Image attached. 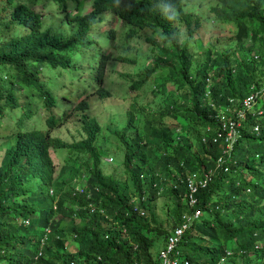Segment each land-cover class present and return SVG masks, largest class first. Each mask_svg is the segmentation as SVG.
I'll list each match as a JSON object with an SVG mask.
<instances>
[{
	"label": "trees",
	"instance_id": "obj_1",
	"mask_svg": "<svg viewBox=\"0 0 264 264\" xmlns=\"http://www.w3.org/2000/svg\"><path fill=\"white\" fill-rule=\"evenodd\" d=\"M24 1L41 0H6L3 10L13 9L0 14V128L6 113L26 109L0 162V264H159L152 253L156 239L166 244L196 211L201 215L177 249L180 264H264V97L239 116L243 100L264 81V0H207L197 10L185 0H52L72 25L67 37L44 31V16ZM70 3L76 16L67 14ZM107 12L130 41L151 31L146 39L157 46L155 59L131 88L140 90L156 74L162 81L153 93L164 97L159 107L131 104L126 124L109 130L121 145L125 180L105 172L102 126L87 113V101L68 106L81 78L101 98L111 96L104 88L106 57L89 56L92 42L85 41ZM203 22L225 24L234 34L226 44H204L200 53ZM115 38L111 29L107 39ZM65 70L73 74L61 104L50 83ZM26 89L50 111L47 130L28 127L39 107L24 96ZM58 107L60 115L53 113ZM75 112L82 113L85 137L73 143L53 137ZM223 116L240 125L229 149ZM52 149L77 157L58 171ZM79 158L85 163L76 167ZM194 174L211 180L198 188L192 206L187 181ZM81 178L85 191L73 194L71 184ZM161 198L166 220L157 214ZM70 241L74 252L67 251Z\"/></svg>",
	"mask_w": 264,
	"mask_h": 264
},
{
	"label": "rangeland",
	"instance_id": "obj_2",
	"mask_svg": "<svg viewBox=\"0 0 264 264\" xmlns=\"http://www.w3.org/2000/svg\"><path fill=\"white\" fill-rule=\"evenodd\" d=\"M189 1V5L191 8L196 9L200 4H204L210 1L207 0H185V2ZM28 4V2L24 1ZM212 2V0H211ZM30 4V3H29ZM28 4V5H29ZM6 6V0H0V14L3 11L2 16H9L12 9L3 10V7ZM30 6L39 13L44 14V25L43 30H51L60 35H66L71 31V28L68 25H61L60 22V11L58 6L52 0H41L35 3H31ZM91 11V5L86 6L85 12ZM59 13V14H58ZM68 13H78L75 11V6L73 3H70V7L68 9ZM75 16V15H74ZM109 14H106L104 19H108ZM67 21V18H64ZM212 22H203L201 27L198 29L197 37L203 42L199 44L197 50L200 53H203L206 49L204 44L208 42L212 43H227L229 37H231L234 33L233 30L222 23H217V27L213 26ZM110 29L109 25L96 27L92 30L91 34L87 37V40H94L98 37V33H104ZM23 33V29L20 31ZM120 37L114 43V47L110 48L108 45H101L96 42L94 46L91 48L100 49L102 53L109 54L114 60L111 61L109 65V71L106 75L107 82L106 88L110 91L112 97L101 99L98 95H96L95 91L88 87L87 93L81 95L82 85H80V90L78 91V96L74 99L70 105L76 106L87 97V95L92 94L86 101L89 104V115L93 118H96L98 122L102 126V131L99 135V144L108 152V156L103 158L104 167L106 173L114 174L117 178L125 180L126 174L122 173L121 164L123 161V153L118 143L117 138L114 134H110V131H116L122 128L126 124V113L129 110L131 104L137 102L139 104H150L152 107H159V104H162V99L164 98L162 94H154L153 91L157 90V85L161 83L162 80L157 79V75H153L147 82V84L141 88L140 90H132L131 84L132 82L138 81V72L143 69L145 66L149 67L150 63L155 59L157 46L147 41V37L152 36L150 30L142 31L138 37L133 38L134 41L129 42V36L124 34L122 31L119 32ZM183 35H187V31L183 30ZM156 38V37H155ZM160 41V38L157 40ZM120 56H126L129 59L134 60V63L129 62H120L118 64H114L112 66V62H119L115 60ZM7 70L5 69L3 73L6 74ZM58 71H52V74ZM50 74V73H49ZM130 76V77H128ZM41 80L47 82L46 74L41 75ZM10 75L5 76V80H9ZM71 81V75L67 73H62L59 78L53 77L51 75V83L50 88L58 95V98L62 101L61 104H66L63 102V99L68 95V89L65 88V84ZM87 85V84H86ZM48 86V85H47ZM64 88H61V87ZM49 87V86H48ZM24 96L28 95L32 99V92L28 93L27 89L23 92ZM26 102V99L23 100ZM33 103H36L39 107L37 117L30 121L28 125L29 128H37L40 127L42 130H47V124L45 123V119L50 114V111L45 108L42 103L38 100V98L32 99ZM159 103V104H158ZM26 111L25 107L18 108L12 110L5 114L2 118V127L0 128V162L3 156V151L12 144V140L14 135L18 131L17 121L19 117ZM62 108H56L53 113L60 115L63 113ZM82 113L75 112L70 120H66L60 127L56 128L52 135L53 137L61 138L64 141L73 143L76 141H80L85 137V132L83 131V127L81 122H79L80 116ZM171 122V119L168 120ZM107 136V138H105ZM99 145V146H100ZM53 150V149H52ZM54 161L56 162L58 169L67 165L70 167L73 164L74 157L69 154V151H52ZM114 159L111 161V159ZM85 159L79 158L77 161L76 167H78V163H85ZM68 175H65L64 179H67ZM85 181L82 179L77 180V184H83ZM165 202L164 198H161L157 202V214L162 220H166L167 216H164L163 209H167L168 207H163ZM37 217V215H36ZM165 247L163 238H157L155 244L152 248V253L155 257L158 258L159 252ZM77 248V245L72 243L71 241L68 244L67 251L74 252Z\"/></svg>",
	"mask_w": 264,
	"mask_h": 264
},
{
	"label": "built area",
	"instance_id": "obj_3",
	"mask_svg": "<svg viewBox=\"0 0 264 264\" xmlns=\"http://www.w3.org/2000/svg\"><path fill=\"white\" fill-rule=\"evenodd\" d=\"M252 93L243 100L242 109L239 111V116H243L245 110H251L257 105V100L261 97H264V81L262 88L257 90L253 87ZM222 129L225 133L224 141L227 144V149L233 146V143L239 137V123H236L233 120L228 119V117L223 116ZM255 131H259V126H256ZM228 153V150H226ZM211 180L210 175H206V179H201L196 174L192 175L187 181L188 187V200L193 206L197 203L198 199L196 198V193L199 187L203 189L208 185V182ZM201 215L200 211H196L193 216H184L186 223L182 226L175 229L173 234L168 236L165 247L159 252L158 261L159 264H180V252L177 250L182 240L184 232L193 224V222L198 219ZM230 254V253H228ZM74 264V263H72ZM188 264V263H186Z\"/></svg>",
	"mask_w": 264,
	"mask_h": 264
},
{
	"label": "clouds",
	"instance_id": "obj_4",
	"mask_svg": "<svg viewBox=\"0 0 264 264\" xmlns=\"http://www.w3.org/2000/svg\"><path fill=\"white\" fill-rule=\"evenodd\" d=\"M89 2V1H88ZM36 4V3H35ZM57 6H58V9H59V13H60V15H61V17H60V22H61V25H68L70 28H71V31L69 32V33H67L65 36L67 37V36H69V35H71L72 33H73V31H72V25H70V24H68L65 20H64V18H65V14L61 11V9H60V7H59V5L58 4H56ZM87 5H90V4H87ZM86 5V6H87ZM86 6H85V10H84V12L86 11ZM91 10H92V7H91ZM91 12V11H90ZM37 13H39V12H37ZM58 13V14H59ZM85 13H89V12H85ZM42 14V13H41ZM67 14H71V13H67ZM106 14H109V17H108V19H104V17H105V15ZM43 16H45L44 14H42ZM72 15L74 16H76L77 15V13H72ZM105 15H103V21L101 22V23H99V24H97L96 26H94L92 29H91V31L87 34V36L85 37V41H87V42H92V44L90 45V47L88 48V52H89V56H94L96 53H98L99 54V57H98V59H102V56H105L106 57V60H107V62H108V70H107V74H108V71H109V65H110V63H111V61L112 60H114V58H112L109 54H104V53H102L101 52V50L100 49H97V48H91V46H94L95 44H96V42L97 43H99V44H101V45H108L110 48H113L114 47V43L118 40V37H120V35H119V32H120V30H119V26H121L122 25V23L120 22V21H117V20H114L113 18H112V16H111V14H110V12H107V13H105ZM67 18V17H66ZM45 20V19H44ZM68 21V20H67ZM106 25H109L110 26V29L109 30H107L106 32H104V33H98V37L96 38V39H94V40H87V37L91 34V32H92V30L94 29V28H96V27H101V26H106ZM111 29H113V30H115L116 31V38H115V40L114 41H110V40H108L107 39V33L111 30ZM44 31H51V30H44ZM52 32V31H51ZM124 33V32H123ZM124 34H126V35H128L129 34V32H126V33H124ZM120 39L122 40V38L120 37ZM132 41H134V40H132ZM132 41H130V42H132ZM121 57L122 56H120V57H118V58H116L115 60H118L119 62H112V66H114V64H118V63H120V62H129V61H122L121 60ZM125 58H127L126 56H124ZM127 59H129V58H127ZM129 60H132V59H129ZM129 63H131V62H129ZM64 73H67V74H69V73H71V74H73V72H70V71H64ZM71 74H69V75H71ZM86 78H89V75H88V73H84L83 74ZM106 77V76H105ZM128 77H130V76H128ZM84 82H85V79L84 78H81L80 80H79V83L82 85V90H81V95H84L85 93H87V91L89 90L88 89V87L89 86H87V85H84ZM106 82H107V77L105 78V83H104V88L110 93V91L106 88ZM61 88H64L63 86L61 87ZM94 90V89H93ZM95 92H96V90H94ZM54 92V91H53ZM67 93H69V92H67ZM96 95H97V92L95 93ZM111 94V93H110ZM54 95L55 96H57L58 97V95L57 94H55V92H54ZM92 94H89V95H87V97L84 99V100H87L90 96H91ZM100 97V96H99ZM110 97H112V95L110 96ZM110 97H107V98H110ZM101 98V97H100ZM101 99H103V98H101ZM104 99H106V98H104ZM256 107V106H255ZM20 118V117H19ZM18 127V126H17ZM17 133V132H16ZM15 136V135H14ZM54 150V149H53ZM53 150H51V153H52V151ZM57 151H59V150H57ZM64 151V150H63ZM52 158H53V154H52ZM54 159V158H53ZM114 159L112 158L111 159V161H113ZM56 163V162H55ZM57 165V164H56ZM67 165H65V166H63V167H66ZM61 169V168H60ZM60 169H58V166H57V170L59 171ZM65 177V176H64ZM68 178V177H67ZM82 179V178H81ZM77 180L78 179H76V180H74V182L71 184V188H72V191H73V194H76V193H83L84 191H85V185H86V178H84V179H82V180H84L85 182L83 183V184H77ZM69 189V188H68ZM50 194L51 195H54V191L53 190H51L50 191ZM55 210L57 209V206H56V203H55ZM26 225H29L30 224V221L29 220H27V221H25L24 222Z\"/></svg>",
	"mask_w": 264,
	"mask_h": 264
}]
</instances>
